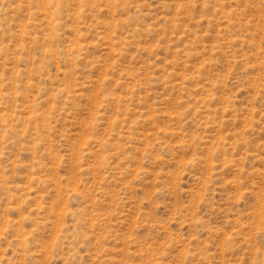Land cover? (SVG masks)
Listing matches in <instances>:
<instances>
[{
  "label": "rangeland",
  "instance_id": "obj_1",
  "mask_svg": "<svg viewBox=\"0 0 264 264\" xmlns=\"http://www.w3.org/2000/svg\"><path fill=\"white\" fill-rule=\"evenodd\" d=\"M0 264H264V0H0Z\"/></svg>",
  "mask_w": 264,
  "mask_h": 264
}]
</instances>
